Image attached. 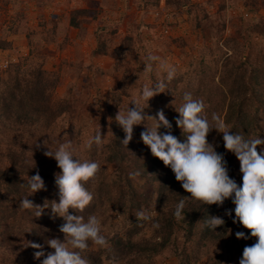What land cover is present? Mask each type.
Listing matches in <instances>:
<instances>
[{"label": "trees", "instance_id": "16d2710c", "mask_svg": "<svg viewBox=\"0 0 264 264\" xmlns=\"http://www.w3.org/2000/svg\"><path fill=\"white\" fill-rule=\"evenodd\" d=\"M148 1L140 0L145 5H148ZM104 2L105 5H113L111 0ZM188 2L170 0L175 9L180 11ZM244 2L246 5H257L256 0ZM89 6L91 9H75L70 15L68 25L79 27L88 20L86 17L95 19L101 7H96V3H90ZM188 10L191 12L193 8ZM246 25L241 27L242 30H237L238 34L240 31L243 41L233 48L234 57L225 58L223 67L221 66L223 69L220 70L219 81L225 99L219 117L229 130L239 132L245 138L258 136L264 141V19ZM107 30L110 35L117 31L110 27ZM108 40L109 37L104 39L103 35H98L97 53H108ZM126 42L130 46L128 50L132 51L136 41L129 36L126 37ZM7 45L6 40L0 39V49H5ZM143 52L147 54L146 49ZM108 54L120 62L124 52L121 47H117ZM35 59V55L31 54L22 57L8 67L5 76L0 74V264H41L44 257L35 258L34 253L38 249L32 248L29 242L43 245L46 255L53 251L47 240L55 237L64 239V234L59 230L65 222L62 217L52 214L50 208H45L42 214L36 217L32 210L21 207L20 201L26 196L34 205L42 206L47 202L50 204L52 201H59L55 176L61 169L56 160L46 156L45 152L48 147L54 151L59 143L68 140L72 141L77 158L95 160L100 165L97 179L86 184L93 193V201L83 212L79 213L73 209L69 212L73 215H83L85 219L89 215L102 214L101 222L104 227L108 225L107 219L112 216L107 213L117 208L129 221L123 235L119 232L112 236L103 233L107 245H92L83 253L89 264H105L106 261L109 264L117 261H123V264H153L155 258L166 251L176 258L178 264H192L198 261L203 253H209L210 249L218 252V255L211 258V264H229L233 261L239 264L244 247L253 244L255 238L250 236L249 229L238 221L233 222L235 213L232 211L229 214V210H233L235 205L231 198L226 199L222 205H201L196 200H185L182 215L176 217L174 210L177 202L184 197H190V193L175 179L171 168L153 156L142 142L139 126L144 124L134 126L135 137L125 147L121 142L125 133L115 120L118 111L115 112L114 108H111V123L102 119L101 127L95 129V132L101 130L102 138L104 129H107L108 134L104 137L103 144H93L89 147L88 140L82 136V115L77 108L79 98L73 93L65 97L56 94L61 85L62 68L49 70ZM130 70L129 68L127 72ZM136 70L137 67L135 73L125 76L129 78L130 83L139 77ZM183 79V76H178L173 81L177 83ZM119 82L121 83V79ZM188 82L187 78L185 84ZM88 84L89 82L87 87L90 86ZM176 92L180 96L183 95L180 90ZM114 94L118 103H121V94ZM170 94L173 93L169 92L167 95ZM154 98L155 96L149 100L148 107L145 105L144 111L148 116V110L154 107ZM178 114L176 112V116ZM166 118L172 125V134L183 141L186 137L176 125V118L172 115ZM67 120L77 123L73 127H64L63 121ZM147 125L150 126L149 121ZM87 129L85 127V130ZM167 131L169 129L163 127L159 129L161 133ZM209 142L218 153H223L229 176L235 179L238 186L242 184L240 163L232 152L224 148L222 133L219 132L217 138ZM262 149L264 150V143L257 145L258 154ZM108 164L116 165V177L111 183L106 182L107 175L104 172V166ZM129 171L138 173L133 176L145 180L147 188L136 191L132 183L133 176L129 175ZM36 172L43 178L45 189L31 194L27 181L28 177ZM155 191L158 198L153 201ZM154 204L159 207L152 213L149 208ZM103 205L106 207L103 208ZM141 210L149 213L151 219L145 221L138 218L137 212ZM210 216L222 217L225 223L213 232L206 225ZM153 222L158 226H153ZM143 228L149 230V236L140 234ZM236 232H244L247 238H237Z\"/></svg>", "mask_w": 264, "mask_h": 264}, {"label": "rangeland", "instance_id": "374dc122", "mask_svg": "<svg viewBox=\"0 0 264 264\" xmlns=\"http://www.w3.org/2000/svg\"><path fill=\"white\" fill-rule=\"evenodd\" d=\"M111 1L113 5H105L104 0H0V39L8 42L5 49H0V74L5 76L12 63H17L29 54L35 55L36 62H42L49 70L62 68L61 85L56 94L65 97L73 93L79 98L77 108L81 111L80 123L84 127L82 136L86 140L96 128L98 130L101 127L102 119L111 123V108L116 112L126 109L128 105L133 107L131 101L137 97L139 89L163 77L158 68H154L151 73L144 71L149 53L174 65L175 78H184L177 83L173 79L164 92L155 95L154 107L148 110L150 117L157 118L158 111H163L165 116L178 117L175 108L182 103V95L176 90H180L181 94L191 92L194 98L202 99L209 119L212 113L219 115L225 99L219 81L222 63L225 58L234 57L233 48L243 41L237 30L264 19V0H256L257 5L250 6L244 0H188L182 11L176 10L170 0H149L148 5L142 4L144 0H141L142 3L140 0ZM90 3L101 7L97 17H86L88 20L79 27L69 26L72 12L78 8L91 9ZM190 8L193 11L190 12ZM108 27L117 30L116 33L110 35ZM98 35H103L104 39L109 37L106 41L108 53L121 47L124 54L120 62L108 53L96 52ZM129 36L136 41L132 51L128 50L130 46L126 42ZM144 49L147 54H144ZM136 67L139 77L130 83L125 76L135 73ZM129 68L131 70L127 72ZM187 78L189 82L185 84ZM169 92L173 94L167 95ZM114 93L121 94V103H118ZM76 123L63 121L64 127H73ZM153 124L154 121H149L150 126ZM144 126H139L141 131L145 129ZM85 127L88 129L85 130ZM218 133L216 129H211L207 138L213 141ZM107 134V129H104L103 136ZM104 172L107 175L106 182H113L116 165L104 166ZM145 182L135 176L132 178L136 191L147 188ZM157 198L158 193L155 191L153 201ZM158 207V204H154L149 211L155 213ZM107 215L112 216L107 219L108 225L102 227L103 233L112 236L119 232L123 235L129 223L127 216L117 211V208ZM98 216L101 218L102 214ZM140 234L149 236L150 233L147 228H143ZM216 255L218 252L210 249L209 253H203L192 264H211V258ZM105 264L109 263L106 261ZM114 264H123V261ZM153 264H178V261L166 251L155 258ZM229 264L238 263L233 261Z\"/></svg>", "mask_w": 264, "mask_h": 264}, {"label": "clouds", "instance_id": "9594fccd", "mask_svg": "<svg viewBox=\"0 0 264 264\" xmlns=\"http://www.w3.org/2000/svg\"><path fill=\"white\" fill-rule=\"evenodd\" d=\"M158 68L163 74L159 80L144 84L138 95L131 101L133 107L119 109L115 116L116 122L122 128L125 136L121 141L126 147L133 138L134 126L145 125V131L140 133L142 142L150 149L153 156L171 168L175 179L181 183L182 188L190 193L177 202L174 215L180 217L185 207V200H196L201 205H222L226 199L231 198L235 205L233 222H239L250 230V236L255 242L246 245L243 249L239 264H264V150L258 154L257 145L264 143L258 136L245 138L239 132L229 130L228 126L219 117L212 113L209 119L202 99L194 98L191 92H184L182 103L175 110L179 113L175 120L176 125L185 134L183 141L179 140L170 131L172 125L163 111L157 112V118H152L144 111L148 102L155 95L164 92L167 84L176 76V68L161 57L149 53L144 64V71L151 73ZM146 105V107H145ZM147 121H154L152 126ZM163 127L167 132H159ZM211 129L222 133L224 148L232 152L240 162L242 184L238 186L234 178L228 174L227 162L223 153H218L207 139ZM101 130L96 131L88 140V146L103 144ZM76 149L72 141L61 142L56 149L45 152L46 156L56 160L61 172L55 176L58 187L59 201L47 202L44 205H34L31 200L24 197L20 201L21 207L32 210L33 215L39 217L45 208H50L52 214L62 217L64 223L60 232L64 239L52 238L47 240L48 246L53 250L45 255L43 245L29 242V245L38 249L35 258L41 264H89L83 255L92 245L106 246L107 240L102 232L101 218L89 215H73L70 209L83 212L93 201V193L86 187L87 182L94 181L100 170L95 160L79 159L75 155ZM138 173H130L136 175ZM27 188L31 194L45 189V183L39 172L28 177ZM30 194V195H31ZM138 218L147 221L151 219L149 213L141 210L137 212ZM225 223L219 216H210L206 220L207 227L214 230ZM153 226H158L153 222ZM237 238H247L244 232H236Z\"/></svg>", "mask_w": 264, "mask_h": 264}, {"label": "built area", "instance_id": "2783aa9c", "mask_svg": "<svg viewBox=\"0 0 264 264\" xmlns=\"http://www.w3.org/2000/svg\"><path fill=\"white\" fill-rule=\"evenodd\" d=\"M168 31H166V33H167ZM7 66V64H5V67Z\"/></svg>", "mask_w": 264, "mask_h": 264}, {"label": "crops", "instance_id": "0c3cea01", "mask_svg": "<svg viewBox=\"0 0 264 264\" xmlns=\"http://www.w3.org/2000/svg\"><path fill=\"white\" fill-rule=\"evenodd\" d=\"M65 1V0H62V2Z\"/></svg>", "mask_w": 264, "mask_h": 264}]
</instances>
